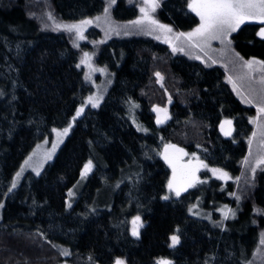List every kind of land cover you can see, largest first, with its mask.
Listing matches in <instances>:
<instances>
[{
    "label": "trees",
    "instance_id": "trees-1",
    "mask_svg": "<svg viewBox=\"0 0 264 264\" xmlns=\"http://www.w3.org/2000/svg\"><path fill=\"white\" fill-rule=\"evenodd\" d=\"M187 2L162 0L158 7L157 18L173 29L171 37L199 23ZM105 5L104 0H0V204L5 203L0 264H58L62 257L56 244L70 248L72 264H114L117 258L126 264H155L159 257L174 264H247L264 232V213L257 211L264 210V168L240 195L237 218L223 229L188 214V206L205 196L207 182L214 189L222 183L208 180L204 170L205 183L164 200L169 168L160 151L167 141L188 155L195 153L210 168L241 174L254 109L235 96L220 67L172 55L166 35L114 38L105 44L97 63L114 73V83L102 105L76 122L39 176L28 173L9 192L26 156L52 136V129L65 127L92 92L76 67L79 53L70 38L41 19L51 13L79 21L102 13ZM113 16L130 21L137 10L119 0ZM257 27L245 25L234 36L264 57ZM88 36L97 37L92 30ZM154 107L167 108L171 119L157 124ZM131 115L146 133L133 125ZM225 119L233 121L231 136L220 130ZM88 160L94 167L85 191L68 208V192ZM232 187L229 183L217 200L231 202L226 194ZM137 215L143 222L139 238L131 235ZM174 234L180 244L171 247Z\"/></svg>",
    "mask_w": 264,
    "mask_h": 264
},
{
    "label": "snow or ice",
    "instance_id": "snow-or-ice-1",
    "mask_svg": "<svg viewBox=\"0 0 264 264\" xmlns=\"http://www.w3.org/2000/svg\"><path fill=\"white\" fill-rule=\"evenodd\" d=\"M130 2H132V0H130ZM115 3L116 0H109L108 6L103 9V23L107 26L106 35L108 32L117 31V29L112 26L109 16V9ZM159 6V0H143L142 6L140 7L141 16L134 21H130V23L136 26L140 31H145L148 34L156 31L165 34L172 33L173 29L169 25L160 23L152 15ZM187 7L199 17V24L190 32L176 34L177 39L183 38L191 47L198 48L201 52H205V55H207L205 50L210 48L212 41H219L221 44L225 45V48L221 50L223 55L232 53L234 59L231 62L237 70V75L235 78L229 76L228 82L232 84L233 91L241 97L243 102L256 105L258 116L251 122L257 127L260 136L259 144L262 151H264V60H257L255 58L246 60L231 48L232 40L230 39L232 33L238 31L240 26L248 21H256L259 22V24L264 25V0H188ZM48 20L53 21L55 30L62 29L68 33H74L77 40L85 39V30L93 23L92 19H82L76 23H56L51 13L48 14ZM95 20L100 22L102 18L97 16L95 17ZM117 34L119 33L117 32ZM257 35L261 39H264V27L260 28ZM156 38L159 39L160 37L157 36ZM101 43H103V41H101ZM74 47H79V44L74 42ZM172 50L173 52L178 50L183 51V48L178 49L173 46ZM196 58L200 59L199 56ZM209 59L211 58L209 57ZM212 62L215 63L214 60ZM81 65L88 69V72L84 77L85 80L91 81L92 74L97 71L107 74L106 69L97 68L93 64V55L88 52L83 53L80 63L77 64L76 67L79 68ZM156 76L160 81L163 80V76H161L159 72L156 73ZM243 85H246V88L243 87ZM0 95H2V93H0ZM102 99L103 96L100 94L99 89H97L95 94L87 96L80 107L76 109L75 115L72 117V122L69 123L68 127L63 128L62 130L55 128L52 129V131L56 133L57 144L63 142V138L68 135L76 119L83 114L85 107L91 105L93 108H98ZM169 103H171V97H169ZM132 107H139V105L133 104ZM153 111L158 114L156 119L157 124H162L166 120L171 119L166 108L154 107ZM161 113L163 114V118H161ZM135 122V118L133 117V123ZM137 128L138 130L147 131V129L141 128L140 125H137ZM220 130L224 135L231 136L235 130L233 128V121L225 119L220 124ZM257 134V132H253L252 137L249 139V155H251V145L253 140L256 139ZM44 143L47 144L48 141L45 140ZM57 144H53L51 150L41 153L39 161L33 160V157L37 155L36 152H34L32 156H29L28 159L24 161V166H22L20 171L15 174L16 179L13 180L9 192L17 187V181L24 172L25 167L32 168L36 175L39 176L43 163L52 158L56 151ZM40 147V145L37 146L38 149ZM161 155L172 169V177L167 182V189L170 195L179 198L182 193L187 192L189 188H193L197 184L205 183V181L198 177L197 173L201 167L207 168L208 166L204 164L203 161H199V158L196 157L195 153L192 154V161L185 163L183 162V158L187 156L188 153L185 152L183 148H178L174 144H166ZM244 163L247 165L248 160L245 159ZM260 165H264V154L259 156L256 160V166L252 167L253 178L256 167H259ZM93 167L92 160H88L80 173L81 179H84L87 174L92 171ZM211 172L217 177V179H230L229 174L223 169L212 168ZM118 186L119 185H117V187ZM73 195V191L69 190L68 196L72 197ZM170 195H165L162 198L168 200ZM237 199H239V197H237ZM2 207L3 204H0V208ZM67 207L71 208V203H68ZM196 207H198V205L190 207L189 212L198 215V213L194 212ZM92 211H95V209H92ZM220 211L223 217L221 221L217 222V226L220 227H223L224 220L229 218L234 219L236 216L235 211L228 208L227 205H225ZM257 211L264 213V210L258 209ZM207 218L211 219V216L209 215ZM131 224V235L139 238L140 228L143 226L141 217L139 215L133 217ZM170 240L171 247H176L180 244L179 235H172ZM259 242L261 245H264V233H261ZM61 254L63 256H69L70 252L67 249H64ZM256 255L261 260V264H264V252L257 249ZM114 264H126V261L117 258L114 261ZM155 264H174V262L171 259L159 257ZM247 264H253V262L249 261Z\"/></svg>",
    "mask_w": 264,
    "mask_h": 264
},
{
    "label": "rangeland",
    "instance_id": "rangeland-1",
    "mask_svg": "<svg viewBox=\"0 0 264 264\" xmlns=\"http://www.w3.org/2000/svg\"><path fill=\"white\" fill-rule=\"evenodd\" d=\"M104 1H105V4H106L105 7H107L108 3H109V0H104ZM118 1L119 0H116V3L109 9V16H110V20H111L112 26L114 28H116L117 31L108 32V34L106 35V27L107 26L103 23L104 11L102 13L94 16V17L87 18V19H92L93 23L91 25H89L87 27V29L85 30V32H84L85 39H83V40H77V38H76L74 33H68V32H66V31H64L62 29L61 30H57V31H60V32L66 34L70 38V41H71L73 47H74V42L76 44H79V47H74L79 53V62H78V64L80 63V59L83 56V53L84 52H88L89 54L93 55V64L97 68H104V69L107 70V74L104 73V72L97 71V72H94L92 74V80L91 81L85 80L86 84L92 87V92L89 95L95 94L97 92V89H99L100 94L103 96V99H102V101L100 103V106L102 105L107 93L109 92L110 88L112 87V85L114 83V73L112 71H110L107 67L101 66V65H99L97 63L98 56L101 53V50H102L103 46L105 44H107L111 39H114V38L123 39V38L138 37V36H140V37H148V35H150V34H148L145 31H140L136 26H134V25H132L130 23V21H134V20L138 19L141 16L140 7L142 6L143 0H132V2H130V0H125V2H127V4L129 6H134L136 8V10H137V17L132 19V20H130V21L128 19L127 20L117 21L115 19V16H113V9L116 7V4H117ZM161 1L162 0H159V3H161ZM157 12H158V8L156 9V11L152 15L154 16L155 19L158 20ZM97 16H100L102 18V20L100 22H97L95 20V17H97ZM197 18L199 20L198 16H197ZM54 20H55L56 23H76V22H78V21L67 22V21L61 20L60 18H56V17H54ZM41 23H42V25L44 23V25L50 27L51 29H55L53 21H51V20H48V19L47 20H43V19H41ZM248 24H254V25L258 26L256 31H254V30L253 31L255 32V36L257 38L261 39L257 35V33L259 32L261 27H264V25H261V24H259V22H256V21H248L245 24H242L238 31L232 33V35L230 37V39L232 40L231 48L234 49L235 52H238L240 54V56L244 57L246 60L253 59V58H255L257 60H264L263 56H259L257 54H253L252 51L255 50L254 48H252V49L247 48L245 46L246 43L243 42L242 39L241 40H237V37L234 36L245 25H248ZM90 30H92L97 35L96 38L91 39L88 36V32ZM192 30H190V31H192ZM190 31H188V32H190ZM117 32L119 34H117ZM184 33H187V32H184ZM250 33H252V31H250ZM151 34L155 35L154 36L155 38L157 36L160 37L162 35L169 36L168 34H165V33L159 32V31L152 32ZM262 40H264V39H262ZM101 41H103V43H101ZM169 41H171L169 47L171 49L172 55H183V56H185V57H187V58H189L191 60H196V61L202 63L206 67H220L221 69H223L224 72H225V76H226V82L229 84V86L231 87V89L233 91L232 84H230L228 82V77L232 76L233 78H235L236 75H237V70L234 67V64L231 62L234 59L232 53H229L228 55H223L221 53V50L225 48V45L221 44L219 41H212L210 48H207L205 50L207 52V55H205V52H201L200 49H198V48L191 47L187 42L184 41L183 38L177 39V37L175 35H172V37L169 36ZM84 44L87 45L86 48H83ZM249 44H251V43H249ZM173 46L177 47L178 49L179 48H183V51L178 50V51L173 52V50H172ZM259 51L262 52V50H259ZM262 53L264 54V51ZM197 56H199L200 59H197L196 58ZM209 57L211 59H209ZM213 60L215 61V63L212 62ZM79 69L83 71L84 77H85V74L88 72V69L85 66H83V65H81V67H79ZM109 81H110V83H109ZM159 84H162V81L159 80ZM243 87L246 88V85H243ZM233 93L235 94V96L240 100V102L244 106H246L247 108L254 109V116H252L249 119V123H251V125L253 127V132H257L258 134H257L256 139L253 140V143L251 145V155H249V139L252 137V133L253 132H251V136L248 137V139L246 140V143H247V154H246V156L244 158V161H245V159H247L248 160V164L246 165L244 163V161H243L242 172H241V174H238L236 176H233L232 174H230L229 172L226 171L229 174V177H230V179H226V180L217 179V177L215 175H213V173L211 172L212 168H210L209 166L207 168L201 167L200 170L197 173L198 177L201 180H204L201 177V173L205 170V171L209 172V177H207L208 180H211V179L212 180H218V181H220L222 183V185H221V187L217 186L214 189L213 188L214 186L209 184V182H207L206 183L207 187H206V191H205V196H203L202 198L196 199L194 202H192L188 206V214L191 217L196 218V219H200V220H203V221H206V222H209L210 224H212V226L218 227V228H223V229L226 228L227 221H230V220H233V219L229 218L227 220H224L223 221V227L217 226V222H219V221H221L223 219L222 213H221L220 210L223 209L225 205H227L228 208H230V209L235 211V213H236L235 218H237L239 212L241 211V197H240V195L244 194V192H247V189L251 188V186L254 183V180L256 179V176H257L258 172H261L262 169L264 168V165H260L259 167H256V171H255L254 178H253L252 167L256 166V160L259 158V156L264 154V151H262V149L260 147V144H259L260 136H259V132L257 130V127H256L255 124H253L251 122L254 118H256L258 116V113L256 111V105L255 104H248V103L243 102L241 97L238 96L235 91H233ZM81 104H79L77 109L80 107ZM98 108H93V107H91V105H88L87 107H85L83 114L76 119V121L73 124V126H72L70 132L68 133V135L63 138V142L62 143H58L57 144V137H56V133L55 132L52 133V136L50 138H45V139L41 140L33 148V150L26 156V158L23 160V162L21 163V165H20L19 169L16 171V173L20 171L22 166H24V161L27 160L29 156H32L34 152H36L37 155L33 157V160L34 161H39L40 158H41V153H43L44 151L51 150L52 145L53 144H57L56 151L53 154L52 158L50 160H47L46 162L43 163L42 168L40 170V174H41L43 172L44 168L46 167V165L48 163H50L55 158V156L60 151V149L62 148V146L64 145V143L68 139V137L71 135V133H72V131H73L75 125H76V122L80 118H82L84 116V114L86 113V111L88 109H98ZM75 112H76V110H75ZM74 115H75V113L71 116L69 122L67 123V125L65 127H68L69 123L72 122V117ZM157 115L158 114L155 112V118L156 119H157ZM160 115H161V118H163V114L161 113ZM133 117L135 118V121H136L135 123H133ZM131 121H132L133 125L136 128H137V125H140L138 123L135 115H133V116L131 115ZM167 121H169V119L166 120L162 124H165ZM65 127H63V128H65ZM140 127L143 128L141 125H140ZM63 128H61L60 130H62ZM139 131L145 132V131H142V130H139ZM45 140L48 141L47 144L44 143ZM166 144H169V143L167 141H163L162 149L160 151V155H161V153H163L164 146ZM38 145L41 146L39 149L37 148ZM196 157H198V156H196ZM161 158H163L162 155H161ZM192 159H193L192 154L191 155H187V156H185L183 158V162L187 163L189 161H192ZM199 161H200V159H199ZM167 166L169 168V175H168V178H167V181H166V194L165 195H170L168 193V189H167V182L172 177V169L169 167L168 164H167ZM28 173H32V174L36 175V173L32 170V168L25 167L24 172L22 173L21 177L17 181V187L15 189H12V191L17 190L20 187L23 179L25 178V176ZM15 174L13 176L12 182H13V180L16 179V175ZM89 177H90V173H88L87 176L84 179L80 178V180L77 183V185L71 189L73 191L74 195L72 197L68 196L67 204L71 203V205L73 207V205L76 203V201L84 193L85 186H86V184L88 182ZM207 179L205 178V180H207ZM12 182H11V184H12ZM229 183L233 184L232 190H234V191L231 192L230 194H226V196L230 197V201L231 202H229V203H227V202L226 203H221V202H219L217 200V196H218V194L220 192H222V191H224V190H226L228 188V184ZM117 185H119V183H117L115 187H117ZM197 185H199V184H197ZM197 185L195 187H197ZM195 187L189 188L188 191H190L191 189H194ZM185 193L186 192L182 193V195L185 194ZM104 194L105 193L99 194V196L97 198L98 201H99L98 203L103 202ZM237 197H239V199H237ZM170 199H178V198L175 197L174 195H170V198L168 200H170ZM1 204H3V207L0 208V222L2 221L3 209H4V204L5 203L2 202ZM193 205H198V207H196L194 209V212L198 213V215H194L192 212H189V208L192 207ZM205 205H207V206H205ZM215 205H218V206H215ZM97 207H99V206L97 205ZM209 215L211 216V219L207 218ZM55 248L57 249V251L60 253V255L62 257V261H60L58 264H72L70 262V260H69L70 257L72 256L70 248L62 246V245H57V244L55 245ZM64 249H67L70 252L69 256H63L61 254ZM257 249H260L261 252H264V245H261L259 243V246H258ZM256 253H257V250L253 254V257H252L251 261L253 262V264H261V260L256 255Z\"/></svg>",
    "mask_w": 264,
    "mask_h": 264
}]
</instances>
